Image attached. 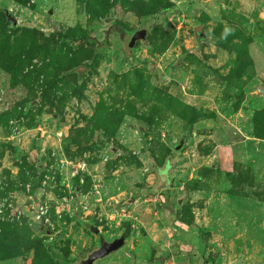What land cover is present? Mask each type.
<instances>
[{
    "label": "rangeland",
    "instance_id": "1",
    "mask_svg": "<svg viewBox=\"0 0 264 264\" xmlns=\"http://www.w3.org/2000/svg\"><path fill=\"white\" fill-rule=\"evenodd\" d=\"M0 7V264H264V0Z\"/></svg>",
    "mask_w": 264,
    "mask_h": 264
},
{
    "label": "water",
    "instance_id": "2",
    "mask_svg": "<svg viewBox=\"0 0 264 264\" xmlns=\"http://www.w3.org/2000/svg\"><path fill=\"white\" fill-rule=\"evenodd\" d=\"M51 11L52 9L50 8L49 13H51ZM3 13L6 19H8L11 23L13 24L16 23V20L13 17H11V14L8 13L4 8H3ZM145 35H146V30L144 28H138L130 32L123 33L120 38L122 44L121 45L122 50L127 53L130 52L135 42L144 39ZM199 36L203 37V34L200 33ZM199 36H196V38H198ZM256 89L264 99V84L258 83L256 85ZM253 145L257 146L256 143H254ZM180 146L181 144L177 143L174 145V149H178ZM115 207L118 208L119 204H115ZM263 212H264V208H263ZM87 227L90 232L96 235V247H94L88 253H86L84 257L78 258L76 261L72 263L62 262L61 264H94L97 259H101L111 255L115 250L120 248L126 241V236L123 233L108 238L104 236L102 233H100L97 227L91 224H87ZM41 228L44 230L45 233H49V230L47 229L44 221H41ZM240 262H241L240 257H237L232 261V264H239Z\"/></svg>",
    "mask_w": 264,
    "mask_h": 264
},
{
    "label": "flooded vegetation",
    "instance_id": "3",
    "mask_svg": "<svg viewBox=\"0 0 264 264\" xmlns=\"http://www.w3.org/2000/svg\"><path fill=\"white\" fill-rule=\"evenodd\" d=\"M107 20H109V19H107ZM134 30H135V29H134ZM112 32L116 33L117 31L114 30V31H112ZM128 32H130V31H128ZM117 33H118V32H117ZM124 33H125V32H124ZM196 36H199V35H198V32H197V35H196ZM203 38H204V37H199L197 41H200V40H202ZM136 42H138V41H136ZM136 42H135V43H136ZM134 45H135V44H134Z\"/></svg>",
    "mask_w": 264,
    "mask_h": 264
},
{
    "label": "trees",
    "instance_id": "4",
    "mask_svg": "<svg viewBox=\"0 0 264 264\" xmlns=\"http://www.w3.org/2000/svg\"><path fill=\"white\" fill-rule=\"evenodd\" d=\"M0 10H2V12H3V8L0 7ZM3 14H4V13H3ZM4 16H5V15H4ZM5 18H6V17H5ZM114 30H115V29H114ZM114 30H113V31H114ZM53 255H54V257H55L56 259L59 258V256H58L56 253H54V252H53Z\"/></svg>",
    "mask_w": 264,
    "mask_h": 264
}]
</instances>
